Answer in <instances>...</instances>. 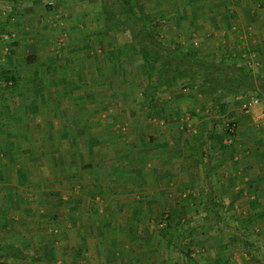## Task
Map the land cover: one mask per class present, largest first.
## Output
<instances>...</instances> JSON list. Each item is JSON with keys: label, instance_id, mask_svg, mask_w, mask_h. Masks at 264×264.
Segmentation results:
<instances>
[{"label": "rangeland", "instance_id": "374dc122", "mask_svg": "<svg viewBox=\"0 0 264 264\" xmlns=\"http://www.w3.org/2000/svg\"><path fill=\"white\" fill-rule=\"evenodd\" d=\"M9 1L5 4L0 0V31L13 33L14 30H9V27L17 21L7 14L11 6ZM36 2L32 5L27 3L28 8L35 6V18L19 22L32 25L33 33H36L35 29L43 30L49 34L45 39L49 45L62 47H45L44 57H39L43 59L39 61L43 67L36 62L34 65L37 66L30 71L44 72L49 68L45 66L46 63L54 62H47V59H55L59 66L55 71L59 72L57 77L60 81L53 85L59 86L60 94L67 93L71 86L77 93L85 90L97 93L94 98L87 99V107L93 115V126L107 128L114 121L119 141H129L126 149L120 150L119 154L127 150L128 158L134 161L138 159L142 164L141 172L149 173L146 178L141 173L142 179L132 197L136 199L133 203L142 207L139 218L148 220L149 227L141 229L142 236H148L153 241L147 248H152V255L159 260L157 262L264 264V244L250 243L264 236L262 220L255 215L256 212L250 218L246 209L250 201L257 199L253 195L259 194L264 186V129L241 110L235 100L237 93L227 94L223 100L225 113L230 115L226 117L196 85L186 81L162 87L156 93L154 102L146 105L143 102V87L147 83L146 64L129 45L127 35L114 26H108L107 17H111L112 13L104 9L108 7L106 0ZM132 2L137 4L139 15L142 14L150 29L165 43L208 59L224 57L227 61L243 64L255 74H264V0ZM16 30L22 31L19 28ZM8 42H2L5 44L2 46L9 47L12 41ZM69 43H73V47H66ZM10 54H13L10 47L0 53L1 62L7 63V68L0 69V90L6 87L7 92L16 84L11 72L17 67L15 65L13 70V66L8 65L7 56ZM32 54L37 59V51ZM16 63L19 64L18 61ZM63 63L71 66L64 64V67ZM31 81L25 85V89H36L38 85L34 84L35 80ZM43 85L40 86L42 89L49 87L48 83ZM246 92H261V89ZM66 102L71 109L72 103L76 102L77 105L78 101L62 99L60 105L66 108ZM99 109L101 113L95 116ZM225 118L236 124L238 139L232 143L221 138L226 131ZM212 131L214 134L211 136ZM239 146L243 152H238ZM108 151L109 155L113 153ZM239 153H244L243 158ZM235 156L238 161H234ZM34 174L40 175L41 172L35 170ZM32 181L31 188L25 190L30 192L33 189L30 202L27 195L21 196L25 198L23 202L15 197L16 194L0 196V239L7 241V236L19 233L20 229L12 228V225L19 226L23 219L22 213L17 210L9 212L7 203L18 206L24 202L37 205L59 201L56 200L58 194L53 195L50 182L47 183L49 187L45 188V181ZM83 186L77 181L74 189V197L82 205V209L75 213L79 225L90 222L92 218L98 220L100 216L88 211L100 206L97 197L100 194H85ZM43 192L48 193L46 198ZM117 192L115 194H120ZM36 193L42 196L44 202ZM66 202L62 199L60 206L65 207ZM254 205L251 204L252 207ZM40 214L34 211L24 218L37 220ZM59 215L60 219L66 218V213ZM62 227H58L56 232L61 234ZM191 227L195 228L192 238L179 237ZM83 231L89 232L86 227ZM79 233L80 230L76 234ZM236 233L244 235L246 242L234 238ZM230 250L235 252L234 259L228 255Z\"/></svg>", "mask_w": 264, "mask_h": 264}, {"label": "crops", "instance_id": "0c3cea01", "mask_svg": "<svg viewBox=\"0 0 264 264\" xmlns=\"http://www.w3.org/2000/svg\"><path fill=\"white\" fill-rule=\"evenodd\" d=\"M10 1L11 6L8 5L7 14L17 23L9 27V30H14L15 37L11 38L9 45L13 54L7 57L8 65L13 66V70L15 65L17 68L11 72L16 83L13 89L7 92V88L3 87V90H0V196L16 194L15 197L23 202V195H27L30 202L33 189L30 192L25 190L31 188L32 180H43L45 188L49 187L48 182L51 183L53 195L58 194L56 200L59 201L55 204L37 205L24 202L18 206L7 203V210H17L22 213L23 219L19 226L12 225V228L20 229L19 233L14 232L13 236H7V241L0 239V245L15 246L24 256H0V264H159V260L152 255V248H147L153 241L148 236H142L141 229L149 227L148 220L139 218L142 207L133 203L136 199L132 197L142 176L146 178L149 173L141 172L142 164L138 159L134 161L128 158L127 150L123 151L122 155L119 154L120 150L126 149L129 141H119L120 136L114 121L107 128L102 125L93 126V115L87 107V99L94 98L97 93H89L86 90L77 93L74 86H71L67 93L60 94L59 86L53 85L60 81L57 77L59 72L55 71L59 66L53 58L47 59V62H54L46 63L45 66L49 68L44 72L37 69L35 73L30 71L37 66L34 63L42 62L43 59L39 57H44V50L47 49L45 47L62 46L49 45L45 40L49 37L48 33L40 29H35L36 33H33L32 25L19 22L35 18V6L28 8L27 3L35 4L36 0ZM191 1L178 0L180 3ZM1 2L7 4L8 0ZM23 26H26L25 30ZM15 27L22 31H17ZM2 42L0 38V53L5 45ZM66 45L73 47V43ZM32 47L37 49L33 50ZM36 51L37 59L32 54ZM41 62L38 66L43 67ZM64 64L71 66L68 63L62 65ZM1 68H7V63L1 62L0 56ZM32 79L35 80L34 84L38 85L36 89H25V85ZM68 81L71 82L72 79ZM44 83H48L50 89L48 86L46 90L42 89ZM62 99L76 100L78 107H75L77 105L74 102L73 107L69 109V103L66 102L67 106L64 108L60 105ZM100 113L99 109V112L94 114L97 116ZM236 133L235 131L231 143L238 139ZM108 150L113 153L109 155ZM237 150L243 152L240 146ZM239 155L243 158L244 153ZM235 158L234 161H238V157ZM35 170L41 174L35 175ZM77 181L84 185L83 193H92L93 196L100 194L96 195L101 202L100 206L88 209L92 213L100 214L98 220L92 218L90 222H82L79 225L75 213L82 209V205L80 200L74 197ZM262 188L263 192L259 190V194L253 195L257 201H250L246 209L251 215L250 218L255 212V215L260 217L264 233V186ZM36 194L44 202L42 196ZM47 195V192H43L44 198ZM62 199L67 200L65 207L60 206ZM252 203L256 205L252 207ZM34 211L42 213L39 219L24 218ZM60 213H66L64 220L60 219ZM58 227L63 228L61 234L56 232ZM85 227L89 232L83 231ZM258 239L259 241L250 243L264 244V236ZM228 255L234 259L235 252L230 250Z\"/></svg>", "mask_w": 264, "mask_h": 264}, {"label": "trees", "instance_id": "16d2710c", "mask_svg": "<svg viewBox=\"0 0 264 264\" xmlns=\"http://www.w3.org/2000/svg\"><path fill=\"white\" fill-rule=\"evenodd\" d=\"M104 9L112 13L107 17L108 26L127 35L129 45L139 54L146 64L147 83L143 87V102L151 105L156 93L178 81L196 85L215 108L226 114L224 98L227 94H236L260 88L264 91V74H255L243 64L227 61V58H204L193 51L165 43L156 35L138 13L137 4L132 0H106ZM141 8V6H139ZM140 12V11H139ZM114 14V15H113ZM225 133V134H224ZM221 138L227 136L224 131ZM214 131L210 132L212 136ZM211 194V192H210ZM195 228L184 230L179 237L192 238ZM246 242L244 235L233 236ZM178 242V241H177ZM24 256L23 252L12 245H0V256Z\"/></svg>", "mask_w": 264, "mask_h": 264}, {"label": "built area", "instance_id": "2783aa9c", "mask_svg": "<svg viewBox=\"0 0 264 264\" xmlns=\"http://www.w3.org/2000/svg\"><path fill=\"white\" fill-rule=\"evenodd\" d=\"M13 37H15V33L0 31V38L5 43L10 41ZM3 48L5 51L9 50V47ZM9 84H12V81H10ZM235 100L239 103V106L244 113L251 115L259 125L264 126V91L239 92L235 95ZM257 109H259V111H257ZM224 122L227 131L226 141L230 143L236 131V124L229 118H225Z\"/></svg>", "mask_w": 264, "mask_h": 264}]
</instances>
